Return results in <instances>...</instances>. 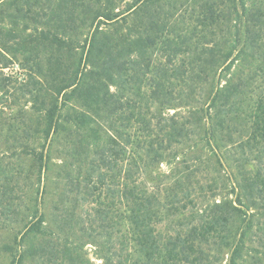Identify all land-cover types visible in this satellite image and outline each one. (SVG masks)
Segmentation results:
<instances>
[{"label": "trees", "instance_id": "16d2710c", "mask_svg": "<svg viewBox=\"0 0 264 264\" xmlns=\"http://www.w3.org/2000/svg\"><path fill=\"white\" fill-rule=\"evenodd\" d=\"M150 1L0 0V148L23 165H12L0 153V227L12 230L21 222L11 244L0 245L8 264H264V221L258 219H264V196L259 204L253 200L248 177L237 185L236 175L229 173L230 188L218 202L211 188V203L202 215L184 211L181 201L191 191L181 197L176 189L193 172H173L181 171L179 165L191 160L189 151L196 152L199 144L187 137L194 117L165 114L181 92L162 81L183 73L165 65L171 64L169 56L157 77L149 73L158 60L151 47L166 33L161 21L152 20L151 41L141 28L132 34L125 28ZM224 4V52L211 51L218 57L208 90L211 107L223 95L221 82L233 79L232 68L244 60L259 30L252 22H264V0ZM157 50L162 52V43ZM10 64L28 74L29 110L17 108L11 79L1 71ZM227 111L224 118L203 114L202 107L195 111L197 126L205 122L201 144L218 161L223 148L227 156H236L245 145L241 134L234 137L238 129L231 120L242 133L247 123H239L233 106ZM218 139L226 143L218 145ZM181 144L184 151L178 154ZM162 163L172 165L163 174L171 184L158 185L160 175L153 176ZM64 176L76 194L84 195L70 211L63 190L51 183ZM82 201L93 204L91 220L81 218ZM194 216L201 217L196 224ZM257 233L253 245L250 235ZM87 245L93 262L86 257Z\"/></svg>", "mask_w": 264, "mask_h": 264}, {"label": "rangeland", "instance_id": "374dc122", "mask_svg": "<svg viewBox=\"0 0 264 264\" xmlns=\"http://www.w3.org/2000/svg\"><path fill=\"white\" fill-rule=\"evenodd\" d=\"M224 6V0H151L145 8L143 7L139 10L138 15L134 14V16L128 18V23L125 26L131 34L134 30L141 28L146 41H151L149 38H151L150 28H152V20L161 21L159 24L160 29H166V33L162 34L163 37L159 40L162 43V52L157 50L160 43L155 40V45L151 48L156 49L157 52L155 53L158 55V60L155 67L151 66L149 73L154 78L160 71V66H163L164 62L168 61L169 58H172L171 64L166 63L165 65L169 68L172 66L183 73L177 79H162V81L165 84H169L170 82L176 84L179 92H181L173 96V104L176 106L165 114L175 115V113H181L184 117H194V120H191V127L189 125L187 127V137L189 142H197L203 148V150H200L198 146L196 152L194 150L189 151L191 160H186L184 165H179L181 171L175 168L173 172V176H176L178 173L193 172L190 180H184L182 188L176 189L179 192L178 195L181 197H183L185 190L191 191L189 196L183 197L181 201L186 205V209L184 210L186 215H191L196 210H198L199 214H203L202 210L211 203L209 194V189L211 188L215 190L214 194H216V197L214 198L218 202L219 196L230 188L231 182H229L227 176L229 173L236 175L237 185L242 184L244 178H249V183L251 184L249 194H251L257 204H259L261 196H264V22L261 18H256L252 22L259 30L252 34L251 45L247 48L244 60L232 68L230 77L233 76V79L229 81L228 85H225V81L221 82V86L224 87L222 91L223 95L216 101L214 107H211L210 100L213 96L208 90L214 84L213 75L216 70H213V68L214 62L218 58L211 51L218 50L224 52L223 41L227 20ZM123 7L124 4L120 5L119 8ZM210 12L214 14L212 18L208 15ZM138 23L140 27H137ZM167 38H170V40ZM153 62H155L154 59ZM1 71L9 75L11 79L10 88L13 91V97L19 100L16 103L17 108L22 106L29 110L31 101L29 100L28 93L25 91L28 88V74L12 64ZM227 90H230L228 94L225 92ZM232 92L235 95L243 93L241 97H236L233 96ZM9 101H11V97L8 99ZM230 106H233L234 110H237V115L240 117L239 123H247L245 125L247 133H242L236 121L231 120V124L238 129L234 137L236 138L241 134V141L245 142V145L243 151L236 149V156L232 154L227 156L228 154H225L226 149L223 148L220 152V161H218L217 157L210 155L208 147L201 144L200 139L203 135L204 126L200 124H204L205 122L203 121L197 126V114L195 111L202 107L204 110L203 114L209 113L215 115L217 112L218 116L222 115L224 118V116L230 113L227 111ZM5 110L9 111L8 109ZM193 111L194 115L191 114ZM154 112L155 110L152 108L151 117L155 116ZM202 118L204 120V117ZM247 137H253L254 142L251 139L248 140L249 142H246ZM219 140L221 139H218V145L226 143L224 140L220 142ZM183 149L184 145L181 144L177 145L175 151L180 154V152L184 151ZM0 153L9 158L5 161H9L12 165L16 166L20 164L23 166L22 161L19 162V160L11 157L10 151L7 152L0 148ZM236 159L238 163L235 164ZM29 166L30 164L26 162L25 167ZM170 166L172 165L162 163L159 165V170L153 173V176L160 175L161 177L159 178L158 185H162L165 182L168 184L172 183L173 180L167 182L163 175L169 172ZM64 177L66 179H54L51 183L57 184L55 186L58 190H63L60 194H62V199L66 201L65 210L70 211L73 208L75 200L77 202L80 198L82 200L84 195L83 193L76 194V189L71 187L70 180L66 176ZM212 178H215V180ZM214 182H217V186H215ZM55 191L49 197L50 201L56 198ZM227 198L233 200L235 195H229ZM81 218L85 221L93 218L92 203L81 202ZM198 218L200 219L201 217L194 216L192 221L196 224ZM258 219L264 221L262 217ZM2 220L0 217V222ZM20 225L21 222L17 220V223H14L13 227H11L13 228L12 230L0 227V245L4 243L11 244L12 238L15 235L14 233L20 228ZM157 226L164 228L163 223ZM258 235H261V233L250 235L253 245H257L255 236ZM85 249L87 250L86 257L93 262V248L91 245H87ZM2 256L4 257H0V264H8V257L6 255ZM225 257L227 256L225 255L224 259Z\"/></svg>", "mask_w": 264, "mask_h": 264}]
</instances>
